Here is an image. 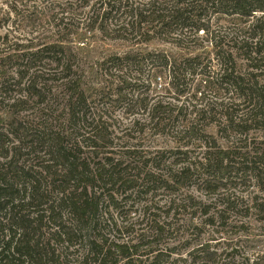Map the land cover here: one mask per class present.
<instances>
[{
	"label": "trees",
	"instance_id": "obj_1",
	"mask_svg": "<svg viewBox=\"0 0 264 264\" xmlns=\"http://www.w3.org/2000/svg\"><path fill=\"white\" fill-rule=\"evenodd\" d=\"M49 19L58 35L45 42L11 46L9 32H0V264H69L55 246L79 239L86 243L83 260L92 257L93 264H162L159 248L140 252L142 242L95 234L117 198L137 188L176 194L196 186L216 195L254 179L262 194L247 209L264 221V141H250L256 157L249 161L247 140L240 148L231 142L236 133L264 128V0H69ZM215 25L233 29L232 46L223 45ZM95 31L137 41L86 64L79 52ZM200 39L207 47H198ZM155 40L178 51L141 46ZM95 102L103 110L90 118ZM51 104L60 105L62 122L56 129L46 122L45 132L40 121ZM128 119L170 142L144 167L139 152L117 145L123 136L116 122ZM220 199L188 194L186 202L173 197L169 208L190 207L192 220L200 215L203 226H214L236 206ZM153 223L161 235L166 222ZM190 253L193 264H217L221 254L209 242Z\"/></svg>",
	"mask_w": 264,
	"mask_h": 264
},
{
	"label": "rangeland",
	"instance_id": "obj_2",
	"mask_svg": "<svg viewBox=\"0 0 264 264\" xmlns=\"http://www.w3.org/2000/svg\"><path fill=\"white\" fill-rule=\"evenodd\" d=\"M14 1L16 0H0L3 8L2 14L0 13V32L1 35L9 32L7 42L11 46H15L13 44L16 42V44L36 43L54 38L58 29L54 26V21H49V16L53 11H61L62 7H66L67 2H69V0H23L14 3ZM13 10H17L18 15ZM32 12L38 15L37 20L36 15ZM210 17L211 13L208 14L207 18ZM214 28H216V32H219V39H222L223 45L226 47L232 46L233 29L229 26L217 27L216 25ZM199 35L203 34L200 33ZM129 40L122 41L108 38L102 35L101 32L95 31L87 49L86 47L81 48V52H79L80 47L76 43L74 46L78 49L82 62L90 64V62L96 61L109 52H122L128 49L131 43L137 41L134 37H130ZM197 44L202 49V47H207L208 42L200 39ZM141 46L150 50L178 51L173 45L165 44L159 40ZM0 48H3V46L0 45ZM205 63L210 65L209 59H206ZM211 64L213 65V62ZM229 96L231 97L233 94L230 93ZM234 96L236 97V94ZM209 97L214 99L211 95ZM90 106L88 111L90 118L102 112L99 102L92 103ZM233 109H236L237 112L240 111V107L237 108L236 105ZM59 110V104H51L49 111L43 114L45 121H40V123L45 132L51 130L46 129V122L49 123L51 128L57 127L62 122ZM110 111L114 116H120L121 114L119 110L113 111L111 109ZM116 124H118L116 133L121 137L123 136L118 139L117 145L122 148L127 146L139 152L141 156L138 160L143 167L146 157L169 148L170 142L165 137L155 136L150 129L142 132L138 127L133 126L130 119L116 122ZM129 128H131L130 131L126 132ZM127 134L130 135L126 136ZM245 140L249 143L248 151H246L248 159L246 160H253L256 156L252 153V143L250 141H264V128H253L248 134L243 135L236 133L231 139V142L235 141L232 146L240 148L239 144L244 143ZM231 142H226L224 139L220 140L223 147L229 146ZM199 152H201V149L192 153V160L199 156ZM166 159L164 163H161L162 171H166V166L171 162V158L168 156ZM241 176L240 180L243 179L244 174ZM262 185L263 183L248 178L235 184H229L227 188H223L216 195L205 194L199 191L196 186L185 188L182 192L176 194H170L164 190L157 193H146L142 188L140 190L137 188V190L127 193L126 196L121 195L117 198L115 207H111L110 212L103 214L102 219L105 220L101 222V227L95 234L96 236L103 234L111 242L116 240L131 241L133 243L142 242L144 245L140 252L148 251L150 248H159L164 251L162 264H193V257L190 252L196 246H200L205 242H209L212 249L221 252L217 264H257L258 255L264 254V221L260 219L259 212L253 209L248 211L247 208L251 207L254 196H261ZM188 194L198 196L207 202H220L221 197L225 200L232 199L236 202V206L226 212L225 223L220 222L214 226H203L200 215L194 220L191 219L192 208L184 209L183 205L177 206V209L169 208L173 197H176V202H186L183 199ZM170 210V215H168ZM155 219L158 222L165 221L167 224L161 235L155 231L153 223ZM83 233L87 236L86 230ZM85 245L86 243L79 239L76 241L75 246L57 244L55 248L57 252L66 254L69 264H93L92 257L83 260ZM172 248H175V251L171 252ZM120 264H124L123 261Z\"/></svg>",
	"mask_w": 264,
	"mask_h": 264
}]
</instances>
